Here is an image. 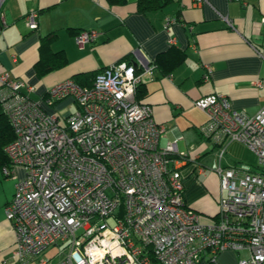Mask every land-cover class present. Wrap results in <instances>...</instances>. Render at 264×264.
Returning a JSON list of instances; mask_svg holds the SVG:
<instances>
[{"label": "built area", "instance_id": "obj_1", "mask_svg": "<svg viewBox=\"0 0 264 264\" xmlns=\"http://www.w3.org/2000/svg\"><path fill=\"white\" fill-rule=\"evenodd\" d=\"M37 17L30 12L27 25L37 28ZM174 21L168 17L165 27ZM98 35L81 30L76 41L83 48ZM140 65L113 63L91 86L71 78L52 86L48 105L65 98L77 104L63 119L31 97V84L0 73V102L15 131L2 172L11 177L16 167L25 169L5 207L18 261L58 245L61 258L51 264H220L226 250L243 254L238 264H264V107L250 115L221 93L195 101L207 116L202 136L218 146L219 210L204 221L186 204L180 167L191 161L204 168L177 140L160 145L166 126L136 99L145 75L154 77V64ZM234 141L256 155V168L223 165Z\"/></svg>", "mask_w": 264, "mask_h": 264}, {"label": "crops", "instance_id": "obj_2", "mask_svg": "<svg viewBox=\"0 0 264 264\" xmlns=\"http://www.w3.org/2000/svg\"><path fill=\"white\" fill-rule=\"evenodd\" d=\"M194 1L173 0L163 9L142 13L135 0L116 5L107 0H3L0 73L8 71L31 84L35 89L31 97L63 119L77 104L65 98L48 105L46 94L55 84L102 70L124 56L140 65L142 59L153 63L172 46L184 50L185 61L170 73H155L152 78L145 75L143 101L152 107L155 120L166 126L160 145L177 140L179 150L188 151L204 168L200 172L189 161L180 170L186 204L204 221H210L218 213L221 195L215 171L218 146L202 136L200 127L207 116L195 101L221 93L235 109L250 115L264 107V85H256L258 80L264 81V0H207L201 5ZM32 11L38 12L34 29L26 21ZM168 17L175 21L166 28ZM81 30H96L99 35L82 48L76 41V32ZM52 32L57 34L52 49L63 51L67 63L39 76L35 64L40 58L41 37ZM254 157L248 147L234 141L222 163L252 169ZM24 175L25 169L18 166L14 176L6 177L0 166V264H21L14 254V229L5 207L14 197L17 180ZM35 263L30 259L25 264Z\"/></svg>", "mask_w": 264, "mask_h": 264}, {"label": "trees", "instance_id": "obj_3", "mask_svg": "<svg viewBox=\"0 0 264 264\" xmlns=\"http://www.w3.org/2000/svg\"><path fill=\"white\" fill-rule=\"evenodd\" d=\"M109 4H125L129 0H107ZM137 3V10L142 13H148L151 11H157L163 9L173 0H135ZM80 31L76 32L79 33ZM57 36L56 32L49 33L41 37L40 42V58L35 64L36 72L39 76H44L63 67L67 63L66 55L63 51H54L52 49L53 39ZM186 52L177 47H170L167 51L160 53L154 60L155 73H160L161 75H166L174 70L175 67L180 65L185 61ZM127 61L128 63H133L129 57L124 56L119 61ZM103 70V69H102ZM102 70L95 72H84L75 75L74 80L80 85L91 86L96 78V75ZM141 68H138L140 71ZM146 82H140L136 89V99L139 102L145 103L143 101L146 96ZM15 138V131L11 124L7 113L4 111L3 105L0 102V166L10 165L11 161L8 157L5 147L11 143Z\"/></svg>", "mask_w": 264, "mask_h": 264}, {"label": "rangeland", "instance_id": "obj_4", "mask_svg": "<svg viewBox=\"0 0 264 264\" xmlns=\"http://www.w3.org/2000/svg\"><path fill=\"white\" fill-rule=\"evenodd\" d=\"M257 164L258 161L255 155L253 159V168H256ZM60 250L61 248L58 245L51 246L46 252L34 259L36 261L35 264H39V262L43 260H48L50 264L58 262L61 258L59 254ZM241 257H243V254L236 253L232 250H226L218 255V262L220 264H238V259Z\"/></svg>", "mask_w": 264, "mask_h": 264}, {"label": "water", "instance_id": "obj_5", "mask_svg": "<svg viewBox=\"0 0 264 264\" xmlns=\"http://www.w3.org/2000/svg\"><path fill=\"white\" fill-rule=\"evenodd\" d=\"M1 4H2V0H0V6H1ZM136 65H137V63H135Z\"/></svg>", "mask_w": 264, "mask_h": 264}]
</instances>
